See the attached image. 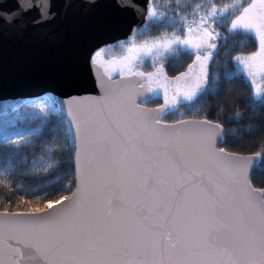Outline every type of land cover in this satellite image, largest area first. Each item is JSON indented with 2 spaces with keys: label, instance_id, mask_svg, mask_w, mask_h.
Instances as JSON below:
<instances>
[{
  "label": "snow or ice",
  "instance_id": "snow-or-ice-1",
  "mask_svg": "<svg viewBox=\"0 0 264 264\" xmlns=\"http://www.w3.org/2000/svg\"><path fill=\"white\" fill-rule=\"evenodd\" d=\"M21 8L0 12V30L26 27L21 18L28 9ZM159 27L173 31L136 40L137 33ZM237 30L254 33L258 49L229 57L228 40ZM116 43L125 54L97 74L99 96L65 101L46 94L11 106V118L5 108L0 186L14 194L12 177L23 169L62 194L21 196L15 208L11 200L0 205V264H34L37 256L41 264H264V188L250 178L258 163L264 165V145L249 155L218 147L242 139L226 127L239 113L223 122L207 115L165 119L181 105L200 113L207 96L224 92L210 63L226 70L231 63L223 74L229 81L245 73L247 106L264 110V0H175L171 15L148 0L143 23L127 44ZM221 49L223 61L217 59ZM102 52L91 56L94 68ZM181 56L191 63L170 76L166 65ZM145 58L151 71L143 70ZM145 93L162 95L163 103L147 107L148 99H140ZM37 141H43L39 155ZM50 143L75 169L55 182L49 177L66 162L50 154ZM24 148L33 149L31 161ZM68 175L73 179L65 185Z\"/></svg>",
  "mask_w": 264,
  "mask_h": 264
},
{
  "label": "water",
  "instance_id": "water-1",
  "mask_svg": "<svg viewBox=\"0 0 264 264\" xmlns=\"http://www.w3.org/2000/svg\"><path fill=\"white\" fill-rule=\"evenodd\" d=\"M126 3L135 7L121 6ZM147 5L148 0H0V12L28 9L21 18L25 28L0 30L6 34L0 38V100L99 96L97 74L102 77L104 69L100 62L94 68L91 56L128 41L143 23ZM140 99L163 103L162 95L152 93ZM64 116L71 119L66 107ZM34 264H41L38 256Z\"/></svg>",
  "mask_w": 264,
  "mask_h": 264
},
{
  "label": "trees",
  "instance_id": "trees-1",
  "mask_svg": "<svg viewBox=\"0 0 264 264\" xmlns=\"http://www.w3.org/2000/svg\"><path fill=\"white\" fill-rule=\"evenodd\" d=\"M155 2L160 7V10L165 11L169 15L172 14L173 9L175 8V0H155ZM183 2H191V0H183ZM217 2L224 3L231 2V0H217ZM236 2H239V0H236ZM188 11L190 13L191 9ZM219 30L224 32V29L222 28ZM165 31L171 33L173 29L164 27L152 28L150 31L144 32L143 34L139 33L135 38L139 42L145 39L160 36ZM178 34L183 35V33ZM127 43L128 42H125V44ZM228 46L234 48V50L229 54V57H233L241 52L247 54L256 51L258 49V40L252 32L237 30L235 34L229 37ZM124 50L125 49L120 44H115L111 47L105 48L103 56L105 58L117 57ZM224 58V50L221 49V51L217 54V59L223 61ZM191 59L192 58H189L188 56H181L179 60H171V62L166 65L168 74L171 76L184 71L187 65L191 63ZM232 67L233 65L230 63L227 70H230ZM143 70H152L149 62L143 67ZM227 70L223 67H217L210 63V72H217L221 74V82L224 85L225 90L219 95L207 96L206 103L203 104V110L200 113L189 111L187 107L181 105L177 111L167 114L165 119L167 121H174L179 119H191L194 116L203 117L207 115L208 119H219L223 122L227 121L229 117L234 116L236 113H239L240 119H232L230 123H226V127L232 130L230 136L242 139H238L235 142H230L228 144H222L221 147L228 151L240 152L245 155L261 151L262 145H264V132H261L259 127L254 126H264V110L257 109L256 112H253V110L247 106L248 102L244 99V97L250 95L251 88L250 81L246 78V74L241 72L239 78L229 81L223 75ZM229 89H231L230 92ZM160 104L161 103L159 101H152L147 105L150 107H157ZM10 107V103H0V121L5 118V108H9L10 112ZM181 113H183V115H181ZM11 115L12 114L10 112V117ZM64 119L66 120L65 116ZM42 144L43 141H37L35 147L37 155L40 154ZM46 147L50 149V154L53 157L57 160H63L66 162V167L62 169L60 173L53 172V175L49 177L50 181L55 182L57 175H62L64 171L74 172V165L67 164L69 158L67 155L60 154L58 145L50 143L47 144ZM3 151V149H0V154H2ZM23 151L29 154V161H31L32 156L30 153L33 149L24 148ZM12 179L14 181V194H10L5 188L0 186V205L8 200H11L12 206L15 208L16 202L21 196H24L26 199L35 200L36 197L44 198L45 193L48 194L49 198H53V195L59 196L62 194L59 191L53 194L51 188L44 186L47 182L42 181L39 174H27L26 176L16 174L12 177ZM72 179L73 177L68 175L64 177L62 183L67 185ZM251 182L256 188H264V165H257L251 174ZM17 186L19 187L17 188ZM63 194L70 195V193L67 192ZM21 207H23V205H21Z\"/></svg>",
  "mask_w": 264,
  "mask_h": 264
},
{
  "label": "bare ground",
  "instance_id": "bare-ground-1",
  "mask_svg": "<svg viewBox=\"0 0 264 264\" xmlns=\"http://www.w3.org/2000/svg\"><path fill=\"white\" fill-rule=\"evenodd\" d=\"M5 36H6V34L3 31H0V38L1 37H5ZM2 102L10 103V106L24 105V104L30 103V101H28L27 99H24V98H14V99H3V100H0V103H2ZM19 174L23 175V176L27 175V174H23V169L20 170Z\"/></svg>",
  "mask_w": 264,
  "mask_h": 264
},
{
  "label": "rangeland",
  "instance_id": "rangeland-1",
  "mask_svg": "<svg viewBox=\"0 0 264 264\" xmlns=\"http://www.w3.org/2000/svg\"><path fill=\"white\" fill-rule=\"evenodd\" d=\"M126 42H128V41H126ZM106 48H108V47H106ZM104 49H105V48H104ZM104 49H103V52L101 53V55H100L99 57H97V60H98L99 62H101L102 66H103V69H104V67L108 64V62L111 61V59L113 58V57H112V58H105V57L103 56V54H104ZM124 54H125V50H124L121 54H119V56H117L116 58H119L120 56H122V55H124ZM148 62L151 63L150 59H149V58H145V60H144V66H145L146 64H148ZM118 78H120V77L114 73V74H113V79H118ZM9 118H11V117H9Z\"/></svg>",
  "mask_w": 264,
  "mask_h": 264
}]
</instances>
